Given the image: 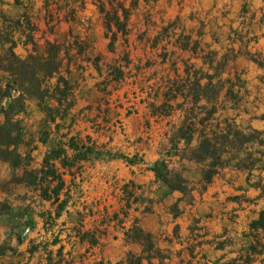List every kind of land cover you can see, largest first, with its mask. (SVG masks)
<instances>
[{
	"label": "crops",
	"instance_id": "obj_1",
	"mask_svg": "<svg viewBox=\"0 0 264 264\" xmlns=\"http://www.w3.org/2000/svg\"><path fill=\"white\" fill-rule=\"evenodd\" d=\"M50 1L0 0V26L11 19L21 21L31 15L40 22L51 12L47 7ZM78 1L61 0V3H72L76 8ZM148 4L151 15L155 14L152 17L165 20L166 24L145 25L140 20L142 34L138 45L144 54H150L151 47L159 50V46L165 45L168 53L172 51L171 55L164 61L156 60L153 68L166 71L181 66L186 70L181 83L189 86L183 93L175 92V88L168 93V104L179 100L184 104L178 110L170 108L164 115L168 118L179 116L176 113L190 117L195 112L207 115L210 119L204 121L201 129L217 133L223 130L217 120L211 125L214 117L223 119L230 113L234 122L236 117L244 116L246 119L237 128L254 134L255 138L244 143L241 153L217 169L208 184L204 183L201 167L180 174L187 182L185 193L163 187L153 171L145 170L144 164L130 166L118 159L85 162L84 173L95 182L94 186L99 182L105 186V182L113 180L124 186L132 181L146 187L141 191L146 192L144 197L147 196L149 204L130 208L135 224L124 229L122 222L119 225L104 218L107 214L120 215L125 207L121 204L107 206L103 212L97 210L93 203L99 191L81 188L82 192L74 193L56 219L58 237L54 244L30 240L26 245L13 238L7 240L1 236L4 228L0 226V248L5 246V241L10 242L9 250L0 253V264H264V229L251 228L264 211V103L254 111L252 105L247 108L244 100H248L250 92L241 81L244 76L255 80L257 73L264 74V0H163ZM67 15L72 19L64 17V24L79 16L70 11ZM145 16L142 15L144 19ZM167 26L164 36L169 35V39H164L162 31ZM127 32L126 28L124 42L129 45L133 34ZM72 33L68 31L63 38L74 36ZM18 35L24 34L13 35L17 42L14 51L21 44L25 54L29 53L30 42L18 43ZM30 35L28 38L36 42L34 32ZM162 95L161 91L156 93V99ZM119 134L111 128L96 132L87 127L79 136L89 135L95 143L114 152H126L128 147L134 150ZM162 143L160 140L156 146L158 156ZM242 156L247 160L241 159ZM185 162L192 163L177 157L170 164L175 167ZM6 181V174H0V184ZM19 186L12 190V196L29 195L27 186ZM23 195L14 205L25 199ZM5 196L0 189V197ZM47 204L41 211L48 209ZM52 209L50 206L48 211ZM31 245L39 246L31 252Z\"/></svg>",
	"mask_w": 264,
	"mask_h": 264
},
{
	"label": "rangeland",
	"instance_id": "obj_2",
	"mask_svg": "<svg viewBox=\"0 0 264 264\" xmlns=\"http://www.w3.org/2000/svg\"><path fill=\"white\" fill-rule=\"evenodd\" d=\"M156 1L163 0H79L75 8L72 3L64 5L61 0H51L47 4L51 12L44 15L40 22L33 20L31 15L30 19L25 16L21 21L14 18L6 24L5 27L12 35L24 34L18 35V43H28L31 39L28 36L34 32L39 52L44 51L47 42L56 45L62 67L59 75L48 80L49 93L53 94V88L60 77L68 81L70 88L67 99L60 100L59 96L53 99L51 94L42 103L37 99H28L24 112L15 117V120L21 122L20 142L15 148L19 158H9L8 161L0 158L3 164L0 174L4 173L8 177V181L0 184V189L6 195L0 197V226L4 228L1 236L7 240L13 238L18 243L26 242V245L30 240L56 243V219L74 193L82 192L81 188L99 191L93 203L97 210L103 212L107 206L118 207L121 204L125 207L120 215L107 214L103 215L104 218L119 225L122 222L124 229L134 225L136 218L130 213V208L149 204L147 196L144 197L146 192L141 191L146 187L135 185L132 181L124 186L113 180L111 183L105 182V186L103 182L94 186L92 183L95 182L84 173L87 168L85 162L118 159L130 166L144 164L145 170L151 171L156 164L163 162L171 174H183L195 167L206 170L207 165L213 162L188 160L192 163L185 162L175 167L170 164L177 157H188L190 150L198 146L201 140L199 132L203 130L201 125L210 117L197 112L191 117L182 116L181 113H176L179 116L175 118L164 115L170 108L178 110L184 104L181 100L168 104V93L174 88L175 92L183 93L189 86L181 83L186 71L181 66L166 71L153 68L156 60L164 61L167 55H171L172 51L168 53L165 45L159 46V50L151 47L150 54H144L138 45L142 34L138 26L140 20L145 25L151 22L166 24L165 20H155L152 17L154 13L151 15V4L149 6L148 2ZM29 7L26 6L27 9ZM69 11L71 14L77 12L79 16L76 15L69 24H64V17L72 19L69 15L65 16ZM143 14L146 15L145 19ZM11 15L13 17L15 13ZM126 28L130 36L133 34L129 45L124 42ZM168 29L169 26L163 27L162 36L166 35ZM71 30L74 36L63 38ZM113 35V48L109 49L108 44ZM168 36H164V39H169ZM27 50L29 53L25 54L20 44L14 53L25 58L32 51L31 44ZM248 77L241 79L243 87L250 92L249 101L246 99L244 103L247 108L252 105L254 111V108L264 103V74L257 73L255 80H249ZM177 82L180 84L175 87ZM160 91L164 97L162 95L163 98L156 99V93ZM247 102L250 104L247 105ZM258 112H262V109ZM228 114L223 119L214 117L211 123L213 126L217 120L223 130L218 138L225 136L228 139L223 141L225 146L218 140L222 148H226V153L221 156L222 165L241 153L244 143L255 138L254 134L243 133L237 128L246 117H236L233 122V115ZM87 127L96 132L105 127L120 132L123 142L134 147V150L128 147L126 152H114L101 143H95L89 135L81 138V130ZM159 134L160 140H163L159 147L160 156L156 153ZM184 136H191L190 141L184 139ZM45 157L49 158V166L44 167V171L48 170L46 175L41 171ZM51 171L54 174L49 173ZM190 173L193 174V171ZM156 180L168 189L160 180ZM19 185L27 186L29 195L21 193L25 199L14 205L20 201L21 195L12 196L11 192L14 194L13 189L21 188ZM56 191L58 199H55ZM25 201H28L26 205ZM47 203L48 209L50 206L53 209L41 211ZM37 246L31 245L30 251H34ZM7 248H10L9 241H5L0 253Z\"/></svg>",
	"mask_w": 264,
	"mask_h": 264
},
{
	"label": "trees",
	"instance_id": "obj_3",
	"mask_svg": "<svg viewBox=\"0 0 264 264\" xmlns=\"http://www.w3.org/2000/svg\"><path fill=\"white\" fill-rule=\"evenodd\" d=\"M5 26H0V158L8 161L9 158H19L15 148L20 142L21 122L15 120V117L24 112L25 102L28 99H37L42 103L44 99L49 98V94L53 99L56 96H59L60 100L67 99L70 88L68 81L60 77L53 88V94L49 93L48 80L59 75L62 67L56 45L47 42L44 51L39 52L35 42L29 39L32 46L31 53L25 58L18 57L14 53L16 43L13 35ZM110 39L108 47L112 49L115 36L113 35ZM60 84L63 86L60 87ZM194 132L196 133V130ZM199 136L201 140L198 146L190 150L185 159L200 163L207 160L213 161L207 165L206 170L202 169L204 183L208 184L216 170L222 166L221 156L226 153V148H222L223 141L228 139L225 136L218 138L219 132L214 130L207 132L202 130ZM184 139L190 141L191 136H184ZM218 140L222 141L223 145ZM48 162L49 158L45 157L41 170L45 175L48 170L44 171V167L49 166ZM152 171L156 178L170 190H186V183L180 174H171L163 162L156 164ZM49 173L54 174L52 171ZM54 195L55 199H58V191ZM251 228L264 229V211L259 214L258 220L251 224Z\"/></svg>",
	"mask_w": 264,
	"mask_h": 264
}]
</instances>
